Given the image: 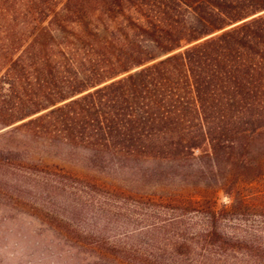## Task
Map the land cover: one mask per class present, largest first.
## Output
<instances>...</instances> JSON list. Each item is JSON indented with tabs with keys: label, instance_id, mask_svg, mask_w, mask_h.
I'll return each instance as SVG.
<instances>
[{
	"label": "trees",
	"instance_id": "obj_1",
	"mask_svg": "<svg viewBox=\"0 0 264 264\" xmlns=\"http://www.w3.org/2000/svg\"><path fill=\"white\" fill-rule=\"evenodd\" d=\"M13 1L0 3V173L50 175L31 183L80 202V190L113 194L28 154L143 160L160 193L136 197L160 221L137 229L147 250L127 263L264 264V225L232 220L264 210L236 190L264 175V152L249 154L264 129V0ZM199 185L231 203L183 192Z\"/></svg>",
	"mask_w": 264,
	"mask_h": 264
},
{
	"label": "rangeland",
	"instance_id": "obj_2",
	"mask_svg": "<svg viewBox=\"0 0 264 264\" xmlns=\"http://www.w3.org/2000/svg\"><path fill=\"white\" fill-rule=\"evenodd\" d=\"M11 6L19 7V4L14 0ZM263 145L264 129H261L254 133L249 154L260 156L264 152ZM28 160L95 180L113 195L107 199L100 189L93 194L80 190L76 194L81 203L75 202L71 198L77 197L68 190L52 185L46 190L31 183L35 179L52 180L50 175L1 172L0 264H129L126 261L130 254L145 255L147 249L143 240L147 239V234H136L137 229L160 221L158 217H146L148 206L139 205L136 197L137 194L160 193L153 179L146 181L142 176L147 162H117L113 167L99 168L98 164L91 163L86 152L58 144L39 147L28 154ZM236 186L248 202L264 207L263 174ZM49 192L58 193V197L47 199ZM183 192L216 207L230 204L233 198L213 186L199 185ZM232 220L239 224L246 222L249 230L259 233L264 225V210L234 215ZM224 228L230 230L226 224Z\"/></svg>",
	"mask_w": 264,
	"mask_h": 264
}]
</instances>
